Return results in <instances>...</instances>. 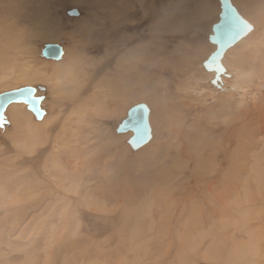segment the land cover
Wrapping results in <instances>:
<instances>
[{"label":"rangeland","instance_id":"374dc122","mask_svg":"<svg viewBox=\"0 0 264 264\" xmlns=\"http://www.w3.org/2000/svg\"><path fill=\"white\" fill-rule=\"evenodd\" d=\"M220 7L0 0V94L35 87L46 112L0 127V264H264V17L213 88ZM137 105L140 149L117 133Z\"/></svg>","mask_w":264,"mask_h":264},{"label":"water","instance_id":"95a60500","mask_svg":"<svg viewBox=\"0 0 264 264\" xmlns=\"http://www.w3.org/2000/svg\"><path fill=\"white\" fill-rule=\"evenodd\" d=\"M219 1L222 7V13L220 14L219 22L213 27V35L209 37L210 43L215 45L216 49L204 63L205 67L209 61H216L212 65V70L209 69L210 71H215L217 66L221 67V60L225 53L251 30L247 22L239 20V14H237L229 0ZM42 55L47 60L60 61L64 56V49L61 45L49 44L42 50ZM43 100L42 97L38 96V90L32 86H26L0 94V127L8 123L6 119L8 108L17 104L26 105L28 111L34 115L36 120L41 121L46 115L42 107ZM129 132L133 133L131 144L134 149H140L150 141L149 109L145 105L133 107L129 111L128 117L117 128L118 134H126ZM138 137L142 138V140L138 141Z\"/></svg>","mask_w":264,"mask_h":264},{"label":"bare ground","instance_id":"6f19581e","mask_svg":"<svg viewBox=\"0 0 264 264\" xmlns=\"http://www.w3.org/2000/svg\"><path fill=\"white\" fill-rule=\"evenodd\" d=\"M230 1V3H231V5L235 8V10H236V12H237V14H239L238 16H239V20H241V21H245V22H247V24H249V26L251 27V30H250V32L245 36V37H243L235 46H233L232 48H230L226 53H225V55H224V57L222 58V60H221V67H222V69H223V71H221V73H218V72H216V71H210L206 66L203 68V69H205V71L207 70L208 72H206L205 73V76L207 77V83L209 84V85H212L213 86V88L216 86V87H218L219 85H223L226 81H228L229 80V77H231L233 74H232V72L229 70V66H228V60H227V56L232 52V51H235L236 49H238L239 50V48H241V47H244V46H246L247 44V41L255 34V32H256V28H255V26H254V24L252 23V21H253V19L255 18V16H257V17H264V11H263V8H262V6L260 5V3L261 4H264V2H262L261 0H253V1H250V0H244L245 1V3H242V4H240V3H235L233 0H229ZM259 2V3H258ZM217 4V3H216ZM220 6H221V4H220ZM217 7V6H216ZM213 9V8H212ZM222 13V7H220V13H219V17H220V14ZM219 20H220V18H219ZM254 21H256V20H254ZM219 22V21H218ZM217 22V23H218ZM216 23V24H217ZM213 27H214V25H213ZM213 27H211L212 28V30H213ZM213 32V31H212ZM212 35H213V33H212ZM209 36V35H208ZM209 39V38H208ZM209 43H210V41H209ZM211 44V43H210ZM213 46H215V45H213ZM259 48V47H258ZM257 47H256V53H258L257 52V49H258ZM261 48H263V47H261ZM215 49H216V46H215ZM252 50V49H251ZM250 50V51H251ZM259 50V49H258ZM215 51V50H214ZM246 52V51H245ZM252 52H254V51H252ZM254 52V53H255ZM244 53V52H243ZM242 53V54H243ZM241 54V55H242ZM259 54V53H258ZM257 55V54H256ZM3 56V55H2ZM211 55H209V57H210ZM250 56V55H249ZM253 56V55H252ZM255 56V55H254ZM259 56V55H258ZM260 56H261V53H260ZM4 57V56H3ZM209 57H208V59H209ZM242 57V56H241ZM257 57V56H256ZM207 59V60H208ZM238 59H239V56H238ZM238 59H236V60H238ZM207 60H205V62L207 61ZM241 60H243L242 58H241ZM253 60H256V58L255 59H253ZM252 60V61H253ZM259 60H261V58L259 59ZM258 60V61H259ZM248 61V60H247ZM257 61V60H256ZM204 62V63H205ZM261 62H264L263 61V58H262V61ZM235 63H237L236 61H235ZM240 63V62H239ZM255 63V62H254ZM253 63V64H254ZM238 64V63H237ZM202 66V65H201ZM247 66V65H246ZM198 68V67H197ZM202 68V67H201ZM243 68V67H242ZM249 68V67H248ZM201 70V69H200ZM199 72V71H198ZM203 72H204V70H203ZM232 74V75H231ZM226 75H228V77L226 78V79H224V76H226ZM239 77V76H238ZM233 78V77H232ZM203 79H204V77H203ZM189 86V85H188ZM237 87V86H236ZM234 89V88H233ZM240 89V88H239Z\"/></svg>","mask_w":264,"mask_h":264},{"label":"snow or ice","instance_id":"6c2138e0","mask_svg":"<svg viewBox=\"0 0 264 264\" xmlns=\"http://www.w3.org/2000/svg\"><path fill=\"white\" fill-rule=\"evenodd\" d=\"M241 30H243V29H241ZM215 63H216L215 60L209 61V63L206 65V67H207L208 69L212 70V65L215 64ZM215 71H217V72H221V71H223V69H222V67L217 66L216 69H215ZM137 140L140 141V140H142V138H139V137H138Z\"/></svg>","mask_w":264,"mask_h":264}]
</instances>
